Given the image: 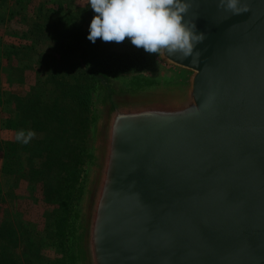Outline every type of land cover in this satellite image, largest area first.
Here are the masks:
<instances>
[{
	"label": "water",
	"instance_id": "1",
	"mask_svg": "<svg viewBox=\"0 0 264 264\" xmlns=\"http://www.w3.org/2000/svg\"><path fill=\"white\" fill-rule=\"evenodd\" d=\"M189 2L198 62L100 94L81 264H264V0Z\"/></svg>",
	"mask_w": 264,
	"mask_h": 264
},
{
	"label": "rangeland",
	"instance_id": "2",
	"mask_svg": "<svg viewBox=\"0 0 264 264\" xmlns=\"http://www.w3.org/2000/svg\"><path fill=\"white\" fill-rule=\"evenodd\" d=\"M31 10L20 23L29 31L25 45L3 52L17 68L3 75L24 83L29 93V127L27 120H17L15 137L20 129L35 136L28 144L14 137L9 149L18 147V164L7 165L0 176V223L12 222L28 234L0 240V264H75L73 244L80 242V207L94 162L100 88L129 92L140 83L149 84L141 90L160 88L177 71L129 38L92 43L87 37L96 14L88 0H29ZM17 94L18 99L25 95ZM15 97L9 98L13 107L19 103ZM34 106L41 113L31 119Z\"/></svg>",
	"mask_w": 264,
	"mask_h": 264
},
{
	"label": "clouds",
	"instance_id": "3",
	"mask_svg": "<svg viewBox=\"0 0 264 264\" xmlns=\"http://www.w3.org/2000/svg\"><path fill=\"white\" fill-rule=\"evenodd\" d=\"M93 16L88 39L95 43L123 42L126 38L132 45L149 54H166L180 59L192 58L198 62L200 53L196 46L205 35L196 30L194 22L185 19L191 3L189 0H88ZM218 8L233 15L248 11L242 0H218ZM35 136L32 130L20 129L15 139L28 144Z\"/></svg>",
	"mask_w": 264,
	"mask_h": 264
},
{
	"label": "crops",
	"instance_id": "4",
	"mask_svg": "<svg viewBox=\"0 0 264 264\" xmlns=\"http://www.w3.org/2000/svg\"><path fill=\"white\" fill-rule=\"evenodd\" d=\"M29 0H0V144L1 148L12 145L15 131L13 123L17 119V111L13 103L9 101L12 96L18 97V92H27L24 83H12L11 79L3 75L16 69L13 58H3L6 49L18 50L25 45L23 36L27 34L28 27L20 24L22 19H29ZM32 17V15H30ZM20 88V89H19ZM25 91V92H24ZM23 94V95H24ZM22 96V95H20ZM11 100V99H10ZM8 156L0 150V176L4 175L3 165ZM1 194H6L8 189L1 190ZM1 206V205H0Z\"/></svg>",
	"mask_w": 264,
	"mask_h": 264
},
{
	"label": "trees",
	"instance_id": "5",
	"mask_svg": "<svg viewBox=\"0 0 264 264\" xmlns=\"http://www.w3.org/2000/svg\"><path fill=\"white\" fill-rule=\"evenodd\" d=\"M27 35L29 36V31L27 32ZM25 36L26 35L23 36V39L25 38ZM100 91L102 92V90H100ZM103 92H104V90H103ZM15 98L17 101H19V103L18 104L16 103V107H15V109L17 111V119L15 120L16 124L13 123L14 125H12V126H15V125L17 126V124H18L17 120H20V122L22 120H27V122H26V124H24V126L29 127V93L25 94L24 96H21V98H19V99L17 97H15ZM36 107L40 112L36 110ZM33 108H34L33 115L34 114L35 115L33 117H31V119H34V118L36 119L39 116V114L41 113V108L39 106L31 107L30 112H32ZM27 130H29V129H27ZM12 145H6L5 148L0 147V150L2 149L4 151V153H6L8 158H9V159H7V161L3 165V173L4 174H6L5 169L7 168V165L8 166L13 165V164L17 165L18 160L20 158V153L18 154V149H17L18 147L13 149V151H11L9 149ZM14 145H16V143ZM0 146H1V144H0ZM42 155H44V154H42ZM10 172L7 174H11ZM27 234L28 233H26L22 227H14L12 222L5 221V222L0 223V240L1 241L12 240V239L18 240V238H16L17 235L18 236H20V235L26 236ZM7 259H11L10 256H8ZM13 264H15V263L13 262Z\"/></svg>",
	"mask_w": 264,
	"mask_h": 264
},
{
	"label": "flooded vegetation",
	"instance_id": "6",
	"mask_svg": "<svg viewBox=\"0 0 264 264\" xmlns=\"http://www.w3.org/2000/svg\"><path fill=\"white\" fill-rule=\"evenodd\" d=\"M149 84H143V83H140V84H135L133 86V89L130 90L129 92H136L138 90H141L143 89L145 86H148ZM100 90H102V88H100ZM103 91V90H102ZM105 92V91H104ZM103 102V100H102ZM79 239V238H78ZM77 239V242L74 241V244H73V251H74V263L77 264L78 262L82 261V253H81V250H80V247H79V244H78V240ZM76 243V244H75Z\"/></svg>",
	"mask_w": 264,
	"mask_h": 264
}]
</instances>
